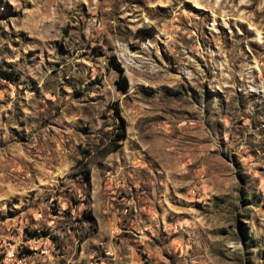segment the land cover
I'll use <instances>...</instances> for the list:
<instances>
[{
  "label": "rangeland",
  "instance_id": "rangeland-1",
  "mask_svg": "<svg viewBox=\"0 0 264 264\" xmlns=\"http://www.w3.org/2000/svg\"><path fill=\"white\" fill-rule=\"evenodd\" d=\"M0 264H264V0H0Z\"/></svg>",
  "mask_w": 264,
  "mask_h": 264
},
{
  "label": "trees",
  "instance_id": "trees-1",
  "mask_svg": "<svg viewBox=\"0 0 264 264\" xmlns=\"http://www.w3.org/2000/svg\"><path fill=\"white\" fill-rule=\"evenodd\" d=\"M150 31V29H141L138 28L136 29V33H144V35L146 37H148L150 35V33L148 32ZM116 68L119 71V74L117 76V79L115 81L117 88H119L122 91H125L127 89V79L126 77L122 74V70L118 67V65H116ZM14 74V71L12 69L9 70H2V75L4 76V78L7 79H12ZM115 111L117 112V107H115ZM124 138V122L122 119L119 120V131L115 134V138L114 141H116L114 143V146L112 149H109L108 152L114 150L116 147H118L120 145V141Z\"/></svg>",
  "mask_w": 264,
  "mask_h": 264
}]
</instances>
